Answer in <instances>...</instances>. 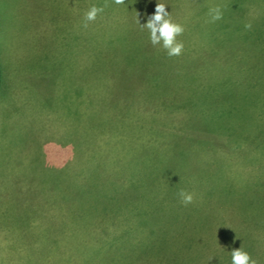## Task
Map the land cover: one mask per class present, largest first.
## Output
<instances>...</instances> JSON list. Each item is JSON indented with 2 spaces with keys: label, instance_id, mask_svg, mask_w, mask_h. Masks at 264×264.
<instances>
[{
  "label": "rangeland",
  "instance_id": "rangeland-1",
  "mask_svg": "<svg viewBox=\"0 0 264 264\" xmlns=\"http://www.w3.org/2000/svg\"><path fill=\"white\" fill-rule=\"evenodd\" d=\"M156 3L179 56L137 23ZM0 75V205L19 164L86 191L71 255L38 264H230L237 247L264 264V0H0Z\"/></svg>",
  "mask_w": 264,
  "mask_h": 264
},
{
  "label": "crops",
  "instance_id": "crops-1",
  "mask_svg": "<svg viewBox=\"0 0 264 264\" xmlns=\"http://www.w3.org/2000/svg\"><path fill=\"white\" fill-rule=\"evenodd\" d=\"M67 58L66 53V64L73 65V60ZM45 75L49 77L50 73ZM64 75L68 76L61 74L60 81ZM52 80H55L54 86L57 89L58 75L49 81ZM39 86L47 95L45 87L42 84ZM70 134L73 136L72 132ZM5 176L7 177L5 180L14 189L12 195L10 189L4 190L3 204L0 205V264H28L20 262L19 259L23 257H28L30 264L33 258L34 264H38L45 256L68 258L71 255L69 252L71 224L79 223L78 217L85 204V202L77 204L76 199L82 192L86 193L84 188H80L68 170L62 168L59 171H49L48 174H38V170L32 171L30 167L19 164L6 170ZM40 177H48L47 182L43 183ZM37 227L38 230L34 232ZM32 232L34 233L29 236ZM65 263L67 264L66 261Z\"/></svg>",
  "mask_w": 264,
  "mask_h": 264
},
{
  "label": "clouds",
  "instance_id": "clouds-1",
  "mask_svg": "<svg viewBox=\"0 0 264 264\" xmlns=\"http://www.w3.org/2000/svg\"><path fill=\"white\" fill-rule=\"evenodd\" d=\"M112 2L116 5L125 4V0H112ZM103 11V7L95 4L89 7L84 13L85 23L82 27L86 28L87 22L95 21L98 14ZM221 16L222 11L219 7L209 9L210 22L219 20ZM137 23L141 28L147 30L149 42L153 46L159 45L169 57L181 55L184 45L177 38L183 33L184 27L170 18L169 11L165 9V3H156L154 12L147 16L146 21L140 23L137 19ZM179 196L183 204H189L193 200V195L190 192L181 191ZM230 264H256V261L250 257L247 251L237 247L231 250Z\"/></svg>",
  "mask_w": 264,
  "mask_h": 264
},
{
  "label": "trees",
  "instance_id": "trees-1",
  "mask_svg": "<svg viewBox=\"0 0 264 264\" xmlns=\"http://www.w3.org/2000/svg\"><path fill=\"white\" fill-rule=\"evenodd\" d=\"M103 1H105V0H103ZM94 36H95V34H94ZM78 50H77V54L75 55V57L77 58V56H80L81 55V51H82V47H79V48H77ZM68 54L70 55V50H69V52H68ZM73 52H71V56L70 57H72L73 58ZM85 55V54H84ZM72 58H70V59H72ZM91 60H93V58H92V55H91V57H88V59H87V61H86V63H84L83 65H88L89 64V62L91 61ZM71 61V60H70ZM78 64H80V63H78ZM71 65V64H70ZM72 66V65H71ZM123 71V70H122ZM79 72H80V74H79V76L81 77V83H80V85H78L77 86V88L78 89H83L86 85H87V83H88V81H87V78H88V74L85 72V69L83 68V70H79ZM107 76H109V74H106ZM110 76H112V77H114L115 75H112V74H110ZM124 76H126L125 74H124ZM0 80H1V75H0ZM131 80L133 81V78H132V75L131 74H129V80L128 81H130L131 82ZM81 86H82V88H81ZM80 90V91H81ZM82 93V92H81Z\"/></svg>",
  "mask_w": 264,
  "mask_h": 264
}]
</instances>
